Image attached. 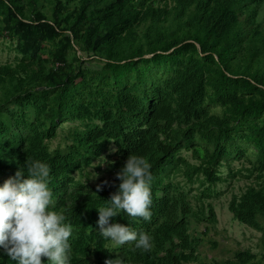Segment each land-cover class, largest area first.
Listing matches in <instances>:
<instances>
[{
  "label": "trees",
  "instance_id": "16d2710c",
  "mask_svg": "<svg viewBox=\"0 0 264 264\" xmlns=\"http://www.w3.org/2000/svg\"><path fill=\"white\" fill-rule=\"evenodd\" d=\"M262 6L264 0H0V39L13 42L17 54L0 64V177L31 159L49 166L51 208L65 211L73 226L71 264L117 256L125 264H264ZM66 121L77 122L69 143L52 148ZM110 145L101 191L74 178ZM241 145L253 149L254 161L243 168L253 181L228 210L261 233L258 251L238 248L229 259L207 261L195 232L217 224L207 198L225 181L222 167L235 175L223 161L248 159ZM130 154L151 164V219L121 212L110 222L148 233L149 251L113 245L96 224V208L115 192V174ZM195 183L202 189L193 195ZM0 264L14 262L0 252Z\"/></svg>",
  "mask_w": 264,
  "mask_h": 264
},
{
  "label": "clouds",
  "instance_id": "9594fccd",
  "mask_svg": "<svg viewBox=\"0 0 264 264\" xmlns=\"http://www.w3.org/2000/svg\"><path fill=\"white\" fill-rule=\"evenodd\" d=\"M99 163H104V158ZM49 171L46 163L31 159L0 184V252L14 264H42V257L45 264H71L73 226L65 211L51 208ZM96 176L92 173L91 178ZM115 176L119 181L115 192L96 208L99 235L117 247L132 243L135 249L149 251L152 237L148 233L110 220L121 212L144 221L151 219V164L143 156L130 154ZM107 184L102 181L96 191ZM104 264L125 261L117 256Z\"/></svg>",
  "mask_w": 264,
  "mask_h": 264
},
{
  "label": "rangeland",
  "instance_id": "374dc122",
  "mask_svg": "<svg viewBox=\"0 0 264 264\" xmlns=\"http://www.w3.org/2000/svg\"><path fill=\"white\" fill-rule=\"evenodd\" d=\"M262 17H264V6L261 8ZM17 58V54L13 48V42L6 38L0 39V64L5 62H13ZM89 65V64H88ZM96 66L97 64L92 61L90 66ZM77 122L66 121L58 128L57 137L50 142L51 147L55 148L60 146L64 147L69 140L67 139L69 135V130L76 125ZM241 148L246 149V156H241L239 158H229L227 161H223V165L229 164L232 171L235 172L233 177L229 176V169L225 166L221 168V174L225 178V181L218 183L214 188H212V194L210 198H207L214 207V211L217 217V224L211 226L208 231H203V225L200 224L197 228L196 235H198L202 240L199 246V253L202 258L207 261L216 260L221 261L229 259L233 256V252L238 248H251L254 252L258 251L257 243L259 242V237L261 233L247 227L232 218L231 213L228 210V203L233 195L240 194L243 191L247 183L253 181V177L248 178L247 172L243 170L244 167H249L251 165L250 161H254L253 149L246 145H241ZM114 152V147L109 146L108 150L101 155V157L93 162L91 167L87 168L81 174L75 173L74 178L76 180H81L83 183L96 187L99 180L105 179L110 176L107 169L103 168L107 164V160L112 158ZM184 155V152H182ZM104 163H99L103 162ZM95 166V167H94ZM101 167V169H98ZM239 170L240 173L238 172ZM92 173H96V178H91ZM8 176L0 177V184L3 183ZM181 186H184L186 190L190 186L184 185V182L180 176L176 179ZM201 187L195 183L191 186V194H196L201 191ZM202 232H207V236H203Z\"/></svg>",
  "mask_w": 264,
  "mask_h": 264
}]
</instances>
